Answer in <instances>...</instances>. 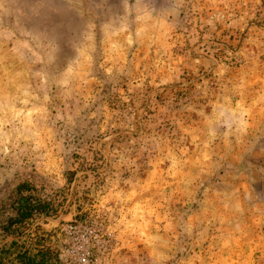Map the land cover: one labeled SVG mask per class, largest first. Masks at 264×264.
Wrapping results in <instances>:
<instances>
[{
  "label": "rangeland",
  "instance_id": "obj_1",
  "mask_svg": "<svg viewBox=\"0 0 264 264\" xmlns=\"http://www.w3.org/2000/svg\"><path fill=\"white\" fill-rule=\"evenodd\" d=\"M21 181L57 264H264V0H0Z\"/></svg>",
  "mask_w": 264,
  "mask_h": 264
},
{
  "label": "trees",
  "instance_id": "obj_2",
  "mask_svg": "<svg viewBox=\"0 0 264 264\" xmlns=\"http://www.w3.org/2000/svg\"><path fill=\"white\" fill-rule=\"evenodd\" d=\"M17 183L0 201V264H57V252L45 244L44 234L30 220L46 215L50 201Z\"/></svg>",
  "mask_w": 264,
  "mask_h": 264
},
{
  "label": "built area",
  "instance_id": "obj_3",
  "mask_svg": "<svg viewBox=\"0 0 264 264\" xmlns=\"http://www.w3.org/2000/svg\"><path fill=\"white\" fill-rule=\"evenodd\" d=\"M73 226L69 225L67 227L68 232H73ZM73 260L76 262V264H88L90 261V252L88 248L82 249L74 258Z\"/></svg>",
  "mask_w": 264,
  "mask_h": 264
}]
</instances>
